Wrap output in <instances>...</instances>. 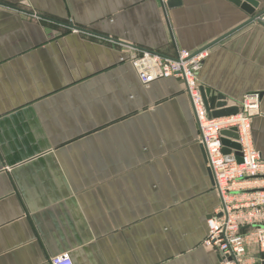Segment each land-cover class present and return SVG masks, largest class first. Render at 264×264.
<instances>
[{
    "label": "crops",
    "instance_id": "crops-1",
    "mask_svg": "<svg viewBox=\"0 0 264 264\" xmlns=\"http://www.w3.org/2000/svg\"><path fill=\"white\" fill-rule=\"evenodd\" d=\"M231 0H0V264H221L203 246L219 204L177 79L129 59L209 48V101L260 96L264 27ZM247 264H263L249 247Z\"/></svg>",
    "mask_w": 264,
    "mask_h": 264
},
{
    "label": "built area",
    "instance_id": "built-area-1",
    "mask_svg": "<svg viewBox=\"0 0 264 264\" xmlns=\"http://www.w3.org/2000/svg\"><path fill=\"white\" fill-rule=\"evenodd\" d=\"M163 5L167 0H161ZM252 21L264 27V12ZM209 48L197 51L177 49L173 56L143 50L129 59L139 82L148 85L160 79H177L187 95L205 155L206 168L219 204L206 221L204 248L216 252L221 264H247L249 247L264 254V159L254 148L251 123L260 112V96L246 94L238 105V113L212 118L207 112L198 75L209 54ZM236 130L240 162L230 150L233 161H225L222 132ZM50 264H74L69 254H61Z\"/></svg>",
    "mask_w": 264,
    "mask_h": 264
},
{
    "label": "water",
    "instance_id": "water-1",
    "mask_svg": "<svg viewBox=\"0 0 264 264\" xmlns=\"http://www.w3.org/2000/svg\"><path fill=\"white\" fill-rule=\"evenodd\" d=\"M174 0H167V6H170V3ZM235 5L239 6L247 12L249 15H253L254 11L258 8V4L254 0H231ZM255 15L252 17L254 18ZM201 94L203 96L204 104L206 107L207 112L211 115L212 118H221L226 116L235 115L238 113V107H228L225 102H216L213 104L209 101L210 98V92L207 89H204L203 87L200 88ZM223 139L221 140L222 144V153L225 156V161L230 162L235 159L238 163L240 162V147L239 145L234 142L237 140L236 130L231 129L229 131H223L222 132ZM230 150L236 151L235 158L232 159L228 155L230 153ZM264 264V263H263Z\"/></svg>",
    "mask_w": 264,
    "mask_h": 264
}]
</instances>
